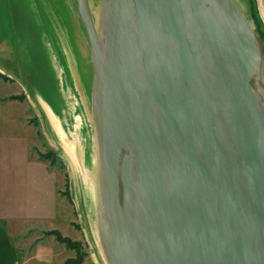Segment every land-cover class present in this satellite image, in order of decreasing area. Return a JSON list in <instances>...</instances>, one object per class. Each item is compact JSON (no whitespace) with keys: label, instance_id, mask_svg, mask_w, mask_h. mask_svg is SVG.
I'll list each match as a JSON object with an SVG mask.
<instances>
[{"label":"water","instance_id":"95a60500","mask_svg":"<svg viewBox=\"0 0 264 264\" xmlns=\"http://www.w3.org/2000/svg\"><path fill=\"white\" fill-rule=\"evenodd\" d=\"M227 1L240 17L235 1ZM203 3L204 0H130L128 4L127 0H113L109 5L108 16L114 12L120 15L118 26L128 37L132 34L129 27L135 23L141 61L138 69L130 37L136 85H130L129 71L119 91V112L114 120L116 131H125L127 136L115 146L103 130V166L109 176L105 207L112 235L106 252L111 264H264V103L258 101L252 87L253 77H258L254 70L259 67L261 45L248 28L253 45L245 41L244 56L240 58L244 63L238 62L240 72L235 70L240 79H232L229 70L215 62L229 66L228 60L208 49V24L224 19V15L219 11L215 17L202 16ZM214 7L218 11L220 6ZM113 15L108 20L105 15L108 50L114 39ZM87 24L95 46L97 38ZM218 33L217 30L215 36L223 46H232L231 36L230 40ZM98 73V82L107 79L108 66ZM100 90L99 83L96 93L101 101ZM135 96L138 103L132 102ZM144 106L143 113L148 117L138 124L135 115ZM147 126L161 131L156 136L154 152L149 138L146 152L142 143L139 146L129 135L130 129L138 127H144L145 135L148 130L153 134ZM125 150L130 153L122 157ZM129 156L131 166H125ZM173 156L182 164L180 171L188 175L180 176L178 182L182 186L185 181L188 191H195L194 197L183 201L191 210L185 215L179 212L188 209L179 207ZM120 180L125 188L124 202L120 201ZM131 195L133 204L129 203ZM121 202L127 205L125 213L150 204V221L154 223V217L157 227L149 239H132L127 232L119 236L117 225L124 229L131 222L128 216H119ZM161 211L164 217L160 221ZM187 220L192 228L189 236ZM197 222H207L208 239H198L194 230Z\"/></svg>","mask_w":264,"mask_h":264},{"label":"rangeland","instance_id":"374dc122","mask_svg":"<svg viewBox=\"0 0 264 264\" xmlns=\"http://www.w3.org/2000/svg\"><path fill=\"white\" fill-rule=\"evenodd\" d=\"M90 1L93 12L94 6ZM238 1L242 24L249 27L252 35L254 28L259 38L262 51L259 50L258 66L264 75V0ZM127 2L130 4V0ZM83 3L84 0H0V136L7 145L16 137L24 143L29 139L32 153L46 160L56 177L54 179L50 176V220L34 221L35 228L28 231L29 235L23 236L19 234L21 229H14V241L30 248L24 264H64L67 259L79 257L82 264H105L99 251L101 247L98 249L96 244L99 245L100 242L102 248L106 246L107 249V241L101 238L98 224L99 239L96 241L94 237L85 211L84 180L81 174H78V178L75 177L57 130L38 99L47 98L50 107L60 116L64 106L68 112L63 93L69 85L75 92L84 93L82 82L87 80L86 77L93 68L92 60H89L92 39L89 32L84 30V25L88 23L92 28V35L97 38L105 34L106 22L102 15L101 24L98 25L97 20L87 11L86 1L83 8L84 19ZM221 5L226 8L228 4L219 6ZM240 8L245 9L247 18L242 16ZM129 12L132 17L131 7ZM129 29L139 61L138 69H141L135 23ZM55 62L59 72L54 66ZM97 65L96 61V67ZM97 78L98 75L94 97ZM258 83L264 90L263 84L254 76L253 90L257 92L255 94L258 101L264 103V95L259 91ZM83 98L84 102L90 103L89 99ZM87 114L84 121L86 136L79 139L83 142L81 151L82 160L85 161L94 156L99 158L96 137L98 130L90 108ZM77 136L74 134V138L77 139ZM127 153L130 152L125 150L121 156L124 157ZM90 168L89 176L93 178L92 181H97V167L91 164ZM55 180L56 199L53 196ZM88 183L89 191L92 192L93 184L91 181ZM49 230H58L77 246H68L54 234H46Z\"/></svg>","mask_w":264,"mask_h":264},{"label":"bare ground","instance_id":"6f19581e","mask_svg":"<svg viewBox=\"0 0 264 264\" xmlns=\"http://www.w3.org/2000/svg\"><path fill=\"white\" fill-rule=\"evenodd\" d=\"M84 1H86V3L88 4V12L90 13L89 15L93 16L97 20L98 25L101 24L102 15H104V18H106L107 16L106 20L110 19V17L113 15L110 13V15L108 16L107 14L109 11V4H111L113 0L111 1L104 0V2H102L103 0H92V4L94 6L93 12L91 11L92 9L91 1L90 0H84ZM262 15L264 17L263 8H262ZM212 16L215 17V14ZM113 19L115 20V27H114L115 29H114V34L110 33L114 38L113 39L114 41L112 40L111 48H109L108 50V46H106L107 43L105 38L106 36L107 37L109 36L108 32H104L105 34H102L101 37L100 36L97 37V41H96L97 43L95 46H93V43L92 46L90 44L91 49L89 50V52L91 56L89 60H92L93 68L92 70H90V74L86 77L87 80L84 82L81 81L82 89L84 93L81 94V92L79 93L75 92V89L70 85L67 87V89H65L63 93L64 104L67 106L68 112L66 111V107L64 106V108L62 109V114H61L62 116L61 115L58 116L55 110L52 107H50L49 100L47 98L45 99L42 97L38 98L44 105L46 109L45 111L51 118L54 127L57 130V133L62 142L61 145L63 146L65 156L68 158L69 163L71 164L75 177L78 178V174L79 175L81 174L82 179L84 180L85 211H87L89 221L94 233V237L96 241L97 239H99V235L97 232V224H98L100 225V232L102 234L101 238L107 241L106 245H109L108 242H110V239H112V235H111V226L109 224L107 210L105 208L106 193L107 194L109 193L107 188V186L109 185V181L106 180V178L109 176L107 175L106 177V171L103 166L104 164L103 130L105 134L108 135V137H110V139L114 142L113 145L115 146L116 144L120 143L121 139L124 136H127V132L124 131L123 132L124 134L123 133L121 134L119 131H116V127L114 126V120L116 114H118L119 112V105H118V102L120 100L119 91L122 84L124 83L123 80H125L126 78V73H128L129 71H130L129 75H131V80L129 83L132 86V88H134V86L136 85V78H135L136 75L134 74L135 60L132 51V44L130 37H128V35L120 31V28L118 26L120 15L114 12ZM221 20L224 19L222 18ZM106 26L107 25L105 23L104 30H106ZM84 30L88 31L87 26L85 25H84ZM160 38L162 39L161 36ZM109 43H110V39H109ZM86 54H88V52ZM96 61L99 64L97 65V67H96ZM54 64L56 70H58L59 72V67L57 63L55 62ZM104 65L108 66L107 79L99 82L97 80V89L99 83L100 86H102V91L100 90L101 93L100 96H102L101 97L102 100L100 101L98 99L97 93L96 96L94 97V91H95L94 86L97 75L99 77L98 71L101 70V68ZM254 74L261 79L260 82L261 81L264 82V75L262 74L261 69L259 67L255 68ZM257 85H259V83ZM259 87H260L259 88L260 91H264L260 85ZM176 92L177 95L180 94L178 85H176ZM83 96L86 99H89L90 103L84 102ZM132 102L138 103V99L136 98V96L135 98L132 99ZM89 108L93 114L92 117L95 126L98 130L96 137L99 143V153H98L99 158L97 159L94 156L93 158H90V160L85 161L82 160V151H81V143L83 142L80 141L79 139L81 138L84 139V136H86L87 131L84 121L86 120V115H88L87 111H89ZM144 108L145 106L141 107L140 108L141 112L138 111L137 114L135 115V117H137L136 120H138L137 121L138 124L139 122L146 120V115L148 117V114H146V112L143 113ZM147 128L151 129L153 134H151L150 130H148V135H145L146 130L144 129V127H143L144 130L141 129V127H138V128L130 129L131 133H129V135L132 140L133 138L135 139V141L138 143L139 146H141L142 143L143 145L142 147L146 149L143 150H145L146 152L149 151L147 144L149 138L150 149L152 152H154L155 139L156 136L158 137L159 134H161V131L159 128L157 129L152 128V126H147ZM74 134L78 135L77 139L74 138ZM189 140L191 144L195 143V140L192 136L189 137ZM130 156L128 157V159L124 160L125 166H131ZM91 164H93L95 168L97 167V170L99 172L96 175L97 181H92L93 178L91 179V176H89L90 173L88 171L91 170L90 168ZM90 181L92 182L94 188L92 189V192H90L88 188V186L90 185L88 182ZM129 203L132 204L135 203V201L133 202L132 195L129 199ZM136 204H139L138 198H136ZM96 245L98 246V249H100V247L102 249V250L100 249L99 251L101 253L103 262H105V264H111L108 253L106 252V246H104L103 249L100 242L99 245L98 243Z\"/></svg>","mask_w":264,"mask_h":264},{"label":"crops","instance_id":"0c3cea01","mask_svg":"<svg viewBox=\"0 0 264 264\" xmlns=\"http://www.w3.org/2000/svg\"><path fill=\"white\" fill-rule=\"evenodd\" d=\"M10 142L0 136V264H24L30 248L14 241V229L25 236L34 221L50 220V176L56 177L50 164L32 153L29 139ZM54 189L56 199V180Z\"/></svg>","mask_w":264,"mask_h":264},{"label":"flooded vegetation","instance_id":"af4514ba","mask_svg":"<svg viewBox=\"0 0 264 264\" xmlns=\"http://www.w3.org/2000/svg\"><path fill=\"white\" fill-rule=\"evenodd\" d=\"M236 5L239 4L238 0H234ZM226 3L228 4L226 6V8H224L223 5H221L218 8V11L215 10L216 7H214L217 4H223ZM204 4V5H203ZM202 4V8L204 11L200 12L202 16H206V17H210L214 14H216V12H222L224 15V20H219L217 21H211L208 24V36L207 39L209 41V45H208V49H210V51L212 53L214 52H219L218 55H220L221 57H224V59L228 60V63H230L231 65H227L226 63L222 62V61H215L221 65H223L226 69L229 70V72L231 73V78L234 80L240 79V74L237 73V71L235 70H239V72L241 71V66L238 65V62L243 63L242 60L240 59L241 57H243V51H244V43L247 40L248 43L250 44V46L253 45L252 42V38L250 37V35L248 34V26H244V24H242L241 21V17H239L235 10V8L233 7V5L226 1V0H204V3ZM240 11L242 13V16L244 18H247V13L245 11L244 8H240ZM226 21V22H225ZM252 29V28H251ZM217 30L220 32L218 34L220 35H224L227 36L228 38L231 36L233 39L231 40V42L233 43L232 46L227 44L226 45H222V43H220L217 40L216 32ZM253 31V36L256 42H258L260 44L259 38L257 37L254 28L252 29ZM239 35H244L243 38L239 37ZM237 36V37H236ZM220 38V37H218ZM238 38V39H237ZM240 38V40H239ZM261 45V44H260ZM252 50H254V47H252ZM235 59L237 60V64L235 63ZM213 68V67H212ZM211 68V69H212ZM212 71L214 73H216L213 69ZM174 157V156H173ZM173 162L172 165V169H174L172 172L174 173V175L176 176V181L179 187H177L179 189V193H177V198L180 201L179 207H183V208H187L188 210H180L179 212H184L185 213L188 211L190 212V205L188 206L187 202L186 204H183V201H188L189 199H191L192 197H194V190H189L188 191V186L185 185V181H184V185L182 184V186L180 185V182H178L180 180V178L183 176V178H185V176L188 177V175L186 174L185 170L182 172L180 171L181 169H179V165L182 166V164H180V162L178 161V158ZM173 158V160H174ZM181 174V175H180ZM181 176V177H180ZM191 178V176H190ZM188 179V178H187ZM189 185H192L191 180L189 181ZM186 186V187H185ZM119 187H120V193L122 195V199L120 198V201L124 202V193H125V188H124V184L121 180V182L119 183ZM184 190H182V188ZM189 189H192V187H189ZM190 191L192 193H190ZM123 193V194H122ZM176 199V198H175ZM120 203V213L119 216L121 217H127L131 222L128 228H126L125 226L123 227L124 229H122L120 226L117 225V228H115V230L119 233L120 237H124L125 233L127 232L129 234L130 237H132V239H149V235L150 233L153 231H156V227L157 225H155V219L153 217V221L151 220L152 214H151V206L149 205H143V207L141 209L138 208H132L131 210H128L126 213L123 211L127 209V205L124 203ZM106 208V207H105ZM107 210V209H106ZM182 212V213H183ZM107 215H108V211H107ZM116 217H118V213H115ZM155 216V214H154ZM108 217H110V215H108ZM161 217H164L163 212L161 211L158 214V220L161 221ZM186 217V216H185ZM207 223V222H206ZM205 223V224H206ZM202 224V223H196V226L194 228L195 233L198 234V239H208V237L206 236L207 231H208V226ZM128 225V223H127ZM187 225H190V223L187 220ZM187 231V235L189 236L190 234H192V228L191 225L190 227L186 228ZM148 235V236H147ZM197 237V236H196ZM188 239V238H187Z\"/></svg>","mask_w":264,"mask_h":264},{"label":"trees","instance_id":"16d2710c","mask_svg":"<svg viewBox=\"0 0 264 264\" xmlns=\"http://www.w3.org/2000/svg\"><path fill=\"white\" fill-rule=\"evenodd\" d=\"M50 233L54 234L60 242L65 243L68 246H73V247L77 246L76 243L72 242L69 238L63 236L61 232H59L58 230L47 231V234H50ZM81 262H82V259L79 257V259H67L64 262V264H82Z\"/></svg>","mask_w":264,"mask_h":264}]
</instances>
